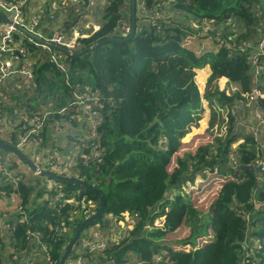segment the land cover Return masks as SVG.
Returning <instances> with one entry per match:
<instances>
[{
    "label": "trees",
    "instance_id": "trees-1",
    "mask_svg": "<svg viewBox=\"0 0 264 264\" xmlns=\"http://www.w3.org/2000/svg\"><path fill=\"white\" fill-rule=\"evenodd\" d=\"M82 1L81 7L88 4V0ZM103 1L100 28L78 38L72 50L78 52L111 37L120 39L83 54L73 55L57 46L43 49L42 43L20 31L15 33L34 61L33 89L24 101L29 111L37 113L49 106L51 114L61 117L60 110L67 108L64 118L77 125L78 117L85 116L84 96L98 97L96 141L100 157L92 154L88 140L84 144L88 147L82 148L88 158L77 156L78 175L60 174L81 179L105 196L104 214L87 228L100 224L107 232L115 224L110 215L121 216L125 211L138 214L126 236L116 235L103 253L85 255L86 259L95 258L102 264H264V171L255 164L256 159H264V141L256 135L259 121L255 117L256 106L264 111V56L252 62L264 33L263 0H144L137 7L136 31L131 39L118 32L123 23L131 26V0ZM158 13L172 16L166 20L156 17ZM205 22H210L213 30L198 38L214 48L197 50L186 45V37L199 32L194 25ZM216 37L224 44L219 45ZM246 42L250 47L244 50ZM55 54L65 59L57 62ZM207 65L212 73L202 94L196 70ZM207 74V70L199 71L197 80L202 86ZM254 91H258L256 101L248 106V96ZM204 99L210 105L216 102L230 109L227 137L177 157L176 166L169 171L183 138L202 117ZM240 107L252 109L254 131L237 133L233 124L235 110ZM74 114L77 119L71 117ZM209 169H217L227 180L204 220L193 201L181 192L174 198L167 193L172 186L177 184L179 190ZM58 184L65 198L76 196L79 201L91 202L95 211L99 209L100 198L92 190L75 183ZM60 190L53 189L52 194ZM3 191L6 197L11 193L21 197L29 220L0 234V264L6 260L3 237L9 238L14 249L27 253L31 245L28 230L43 234L50 246L49 264H60L67 244L87 217L81 204L67 203L60 209L49 206L50 200L42 199L45 187L40 180L23 179L16 188L4 183L0 195ZM62 218L72 228L71 236H60L50 229L49 224L61 226ZM186 223L190 224L188 237L167 240ZM207 233L203 244L196 243L199 234ZM246 251L249 254L244 257ZM73 255L72 251L68 258Z\"/></svg>",
    "mask_w": 264,
    "mask_h": 264
},
{
    "label": "crops",
    "instance_id": "crops-1",
    "mask_svg": "<svg viewBox=\"0 0 264 264\" xmlns=\"http://www.w3.org/2000/svg\"><path fill=\"white\" fill-rule=\"evenodd\" d=\"M104 5L105 1L103 0H96L95 4L91 7H81L80 5H76L74 0H30L29 6L25 9L23 21L26 23L31 19L36 11L40 10L43 12V21L45 22L42 30L46 34L49 35L56 30H63L78 39L80 37H87L100 28V13L103 11ZM74 8L77 13L75 16L72 14L74 12ZM51 10L55 11L54 19L50 18ZM97 13L99 14L97 15ZM72 18L74 19L73 22H71ZM67 22H71L70 25ZM17 41L19 44L23 43L22 40ZM7 52H2V40L0 38V53H3L0 57V66L7 60H12L14 62V66L10 73L0 81V140L16 144L29 157H31L36 164L42 166L43 168L49 169L52 162L54 164L57 162V166L61 167L66 164L73 165L79 154V142L84 139L86 126L81 122L77 123V125L68 122L67 118H64V116L68 115L67 108L60 110L59 113L61 115L63 114L61 117L53 114H49L46 117L43 127L41 130L39 129L40 131L38 130L37 140L34 139V135H31L24 147L18 143L19 134L27 135L30 133V131L24 129V122L22 121L21 116L26 111H29L26 106H24V101L27 100L28 96H30V92L33 89V82L23 73L20 62L14 59L15 55L13 52ZM26 62L27 65L32 68L34 61L30 52ZM201 70H207L208 73L203 84V93L201 92L204 94L205 85L212 73V70L210 65H207L203 69H197L196 77ZM198 83L199 81L197 84ZM199 85L200 84H198V86ZM203 103L205 108H207V105H210L205 99ZM77 120L81 119L79 118ZM84 122H87V119H85ZM79 125H81V128ZM59 142L63 143L62 148L58 146ZM2 154L5 155L6 153L2 152ZM5 156L11 158L16 172L22 175L24 180L27 182L41 181V186L45 187L42 199L51 200L58 194L59 191H57L56 194H52V190H49V186H51L54 190L57 188L60 190L61 188L58 184L60 181L57 182V180H55L52 176L38 175L13 154H6ZM49 177H52L53 179ZM47 187L49 189H47ZM1 194L0 234L2 235L7 232L9 229L8 224H11L12 221L17 223L27 222L29 220V211L27 209L28 215L26 217L20 216L18 213V206L21 204V197L16 193H11L10 196L6 197V193L4 191L1 192ZM95 226L96 225L91 226L90 229H94ZM113 228H118L115 237L116 235L122 234V236H124L121 225L114 224ZM71 234L72 228L68 227L67 236ZM3 238L5 240V244H7L5 249V264H23L22 261L26 258V256H30L31 251L28 250L27 253H24V250H16L9 245V238L7 236ZM31 247L34 251V256L36 258L39 257V250H37L36 246L31 244Z\"/></svg>",
    "mask_w": 264,
    "mask_h": 264
},
{
    "label": "built area",
    "instance_id": "built-area-1",
    "mask_svg": "<svg viewBox=\"0 0 264 264\" xmlns=\"http://www.w3.org/2000/svg\"><path fill=\"white\" fill-rule=\"evenodd\" d=\"M96 0H88V4L86 6H93L95 4ZM30 0H17V1H7V0H0V12L10 17L14 13L13 23L25 26L28 30L32 32H36L41 37L49 40L50 42H53L59 46L73 49L76 45L77 38L74 36H71L69 33L63 31V30H56L52 32V34H44L42 32V27L44 26L43 21V12L42 11H36L31 19L24 23L23 17L25 15V9L29 6ZM76 5H80L83 1L82 0H74ZM55 11L51 10V19L55 18ZM194 27L198 29L200 32L199 35H206L208 32L213 30V26L210 22H205L200 24H195ZM122 32L126 36H128L131 33V26L130 24L123 23L122 24ZM19 31L15 26L9 25L5 22L0 21V38L2 40V52L6 53L7 51H12L14 56V59L21 64V68L23 73L27 76L29 80H32L33 82V71L32 68H30L27 65V60L29 57V51L28 48L24 44H19V42L15 39V33ZM197 34L189 35L186 37L185 44L190 46L194 39L196 38ZM220 35V33H218ZM219 42V45H223L224 41L216 37ZM227 44V43H226ZM47 44H43V49L47 48ZM228 47H230L228 45ZM250 47V43L246 42L243 44V49L247 50ZM0 53V57L1 54ZM8 53V52H7ZM264 56V33L262 34V37L259 39V41L256 44V55L252 59L253 64L258 62V57ZM54 59L59 62L62 59H65V56L62 54H55ZM14 66V62L12 60L5 61L0 66V81L10 73ZM258 95V91H254L248 96L247 105H252L253 102L256 101ZM83 98V97H82ZM98 102V97H90L89 95L84 96L83 98V115L85 114L84 118L87 119L88 122V129H86V134L84 136V139L87 137L90 141V146L93 149L92 154H94L96 157H100L101 150H100V143L97 142L98 134H97V127L100 123V112L95 108ZM255 110V117L259 121L257 130H259L260 126H264V111L261 110L260 106H256ZM51 110L48 107H44L39 112H31L26 111L24 114H22L21 119L24 122V129H27L30 131L27 135L25 134H19L18 143L24 147L25 144L30 139L31 135H34V139L37 140V133L38 130L43 127L46 117L51 114ZM72 118L77 119L76 115H71ZM82 116H79L78 119H81ZM39 130V131H40ZM80 142V144L84 147L85 140ZM94 141V142H92ZM88 147V145L86 146ZM3 152V151H2ZM0 152V186H3L4 183H12L14 188L17 187V185L22 182L23 177L22 175L18 174L14 168V163L12 162L11 158L8 156H5ZM78 153L81 154L83 158H88V155L82 153V148L79 146ZM234 162L236 163V159L233 157ZM53 162L50 164L51 170H54L58 173H69L71 170V164H66L61 166H57ZM255 164L257 167H260L262 171H264V159L259 158L255 160ZM42 169L43 168L40 166ZM53 168V169H52ZM192 185V184H191ZM50 188V189H49ZM47 187L49 190H53L51 186ZM195 188V186H191L190 190ZM183 195V194H182ZM58 203V205H57ZM67 203H71L74 205L81 204V208L83 209V212L85 214H88L92 209H94V205L91 202H86L84 199L79 201L77 200L76 196H71L69 198H65V194L62 191H59L58 194L53 197L50 200L49 206L60 209L61 207H65ZM18 213L22 217H26L27 209L23 205L18 206ZM76 213V212H75ZM138 214L132 213L129 211H125L122 213L121 216H112L110 215V218L112 221L115 222V224H119L124 228H127L128 230L133 229V227L136 224ZM12 221V220H11ZM17 225V222L12 221L11 224H8V227L15 228ZM51 230H55L56 234L60 236H67L68 233V227L65 225L64 218H62V225L61 226H53L52 224H49ZM114 228L112 227L107 232L104 231L100 224H97L94 229L87 228L81 243L76 244L73 248L74 257L68 258L67 264H102L98 262L97 259L93 258L91 261L85 258V255L83 254H89V255H96L98 253H103L109 246L110 241L115 239V233ZM121 233V232H120ZM129 233V232H128ZM122 236V235H121ZM120 236V237H121ZM126 236V235H124ZM43 234L37 231H27V239L30 241L31 244H34L39 250V257L34 256V251L30 245L29 250L30 256H26L24 260L22 261L23 264H49L47 254L50 251V246L45 240L43 239ZM249 254L248 251L245 252V256ZM158 259L162 258V255H157ZM244 264V261H243Z\"/></svg>",
    "mask_w": 264,
    "mask_h": 264
},
{
    "label": "rangeland",
    "instance_id": "rangeland-1",
    "mask_svg": "<svg viewBox=\"0 0 264 264\" xmlns=\"http://www.w3.org/2000/svg\"><path fill=\"white\" fill-rule=\"evenodd\" d=\"M264 2V0H263ZM139 6V5H138ZM137 6V7H138ZM99 13H97L98 15ZM102 15L103 11L100 13V18L102 20ZM172 14L169 13V15H162L161 13L156 14V17L159 18H165L168 20L169 17H171ZM195 28V27H194ZM196 29V28H195ZM21 32V31H20ZM200 32V31H199ZM24 34V33H23ZM26 35V34H24ZM29 37L28 35H26ZM202 35H199V33L196 35V38L194 39L193 43L190 45L192 48L201 50L203 46H207L209 49L214 48L211 43H209L207 40L203 41V38H198L201 37ZM31 38V37H29ZM33 39V38H32ZM35 40V39H34ZM205 42V43H204ZM216 47V46H215ZM197 80V77H195ZM198 82V80H197ZM207 83V82H206ZM200 84V83H198ZM201 92L203 93L204 87L200 84L199 85ZM206 87V85H205ZM206 104V102H205ZM207 108H205L203 104L204 111L202 112V117L201 119L193 124L187 135L183 138L182 142V147L179 150V152L173 157L172 162L169 166V171H172L174 167L176 166V160L177 157L182 156L184 153L187 152H195L199 146L206 145L208 143H213L217 142V140H225L228 134V130L230 127V121H229V114H230V109L228 108H222L220 105H218L216 102L212 103L211 105H207ZM235 116H236V121L234 122L235 129H237V133L242 134V131L247 130V131H254L256 128V122L254 120V113L250 107H240L235 110ZM85 118L81 117V120L79 122L84 123L85 126H88V122H84ZM205 122V126H203V121ZM68 122L71 123L69 120ZM86 130V129H85ZM86 134V132H85ZM256 135L259 139V141L262 143L264 141V126H260L259 131L257 130ZM85 143H87L88 138L86 137ZM70 144V142H69ZM238 143H235L232 145L234 148L235 145ZM59 147H63V143L59 142L58 144ZM79 146L83 148V146L79 142ZM86 147V145L84 146ZM237 149V147H236ZM235 149V150H236ZM233 162V160H232ZM77 165V158L75 159V163L71 166V172L69 171L68 175L69 176H77L78 175V168L75 166ZM75 167V168H74ZM45 170H51V169H45ZM55 172L54 170H51ZM57 175L60 176L62 172H55ZM67 176V175H65ZM64 176V177H65ZM201 178L198 177L196 178L193 182L189 181L183 184L182 188L177 190V184L176 186H172L171 190L167 193L168 196L171 198H174L175 193L181 192V194L184 195L185 198L190 200L191 202L195 204L197 210L202 212L204 220L208 218L210 215V208L212 205V202L214 198L218 195L219 189L223 182L227 180V177H223L218 173V170L215 169V171H211L210 169L203 174H201ZM62 177V176H61ZM70 178V177H69ZM77 179V178H76ZM195 186L192 190H190V187ZM92 186V185H90ZM94 187V186H93ZM98 211V210H97ZM97 211L95 209H92L88 214L87 217L92 216L95 214ZM89 226V225H88ZM86 226L77 241L76 244L81 243L83 235L86 231ZM118 228L114 229V233H117ZM122 230L124 232V235H127L129 230L127 228L122 227ZM76 232V231H75ZM75 234V233H74ZM190 234V224L186 223L182 225V227L175 233L169 234L167 236V240L169 241H183L186 237H188ZM71 236V235H70ZM74 236V235H73ZM209 234H199L198 238L196 239V243H201L203 244L207 239H208ZM120 237L118 238V240ZM175 244V243H174ZM177 245V244H176ZM178 247L182 248V245L178 244ZM192 249V247H190ZM73 251V250H72ZM74 254V252H73ZM87 255V254H83ZM74 256V255H73ZM86 258V257H85ZM68 260V259H67ZM67 264V261H66Z\"/></svg>",
    "mask_w": 264,
    "mask_h": 264
},
{
    "label": "water",
    "instance_id": "water-1",
    "mask_svg": "<svg viewBox=\"0 0 264 264\" xmlns=\"http://www.w3.org/2000/svg\"><path fill=\"white\" fill-rule=\"evenodd\" d=\"M144 3V0H131V5H132V9H131V33L129 36H126L125 34H123L126 39H131L136 31V12H137V6L142 5ZM14 17V13L8 17L7 15L3 14L2 12H0V21L5 22L9 25H13L15 26L19 31H21L22 33L28 35L29 37L35 39L37 42H40L42 44H47L50 46H57L60 47L64 50H66L67 52L73 54V55H80L83 54L87 51H90L94 48H96L97 46L107 43V42H111L114 41L116 39H120V38H115V37H111V38H107L104 40H100L97 43H95L94 45L78 51V52H74L73 50L69 49V48H65L62 46H59L53 42H50L49 40L41 37L40 35H38L36 32H32L30 30H28L25 26L22 25H18V24H14L13 23V18ZM122 28H120L118 30V32H121ZM0 151L5 152L7 155L8 154H13L16 157H18L21 161H23L32 171H34L35 173H37L38 175H42V176H52L55 180L57 181H62V182H68V183H75V184H79V185H83L86 188L92 190L93 192H95L99 198H100V206L98 211L93 214L92 216L86 218L82 224L77 228L73 238L71 239V241L67 244L62 258L60 260V264H66V261L70 255V253L72 252L74 246L76 245L77 241L79 240L84 228L86 226H88L90 223H92L93 221H95L96 219H98L99 217H101L104 212H105V206H106V198L105 196L101 193V191L93 186L88 185L85 181L81 180V179H72V178H64L61 177L59 175H57L55 172L51 171V170H45L42 169L38 164H36V162L29 157L21 148H19L16 144L14 143H10V142H5L0 140ZM242 169H246V168H250L253 169V166H241Z\"/></svg>",
    "mask_w": 264,
    "mask_h": 264
}]
</instances>
